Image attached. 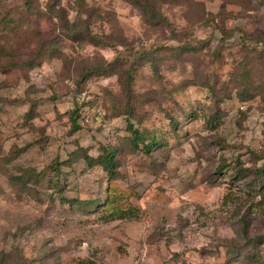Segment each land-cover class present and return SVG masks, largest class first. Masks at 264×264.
<instances>
[{"label": "rangeland", "instance_id": "rangeland-1", "mask_svg": "<svg viewBox=\"0 0 264 264\" xmlns=\"http://www.w3.org/2000/svg\"><path fill=\"white\" fill-rule=\"evenodd\" d=\"M152 1L170 27L130 0H0V264H264V0ZM120 53L130 90L85 79ZM108 145L117 179L84 158ZM113 199L137 216L104 219Z\"/></svg>", "mask_w": 264, "mask_h": 264}, {"label": "trees", "instance_id": "trees-1", "mask_svg": "<svg viewBox=\"0 0 264 264\" xmlns=\"http://www.w3.org/2000/svg\"><path fill=\"white\" fill-rule=\"evenodd\" d=\"M130 1L134 3V5L137 6L141 10V13L144 15L146 21L150 25H153L155 27H162V26L170 27L171 26L170 22L168 21V18L165 15H163L157 8L156 1L155 2H153L152 0H130ZM167 1H169L170 4L177 3V0H163L164 3H166ZM176 33L177 31L173 28L172 34L175 35ZM85 34L83 35L80 34L79 36L76 35L75 38L79 40ZM87 35L91 36V38L89 39L96 45H101L103 43V41L98 35L96 38H93V33L91 31L87 30ZM186 45H189L186 48L190 49L192 52L198 51V48L196 46L197 44L187 43ZM171 49L173 51L175 50L174 47L169 48L170 51ZM181 49L184 50L185 48H181ZM40 54L41 55L43 54L42 50H40ZM121 54L122 53H120V55H118L113 61L107 62L106 65H104V62H102V63L97 64L96 66L90 67V69L87 70L85 74V79L90 78L92 76H96V75L101 76V75H112L114 73H118L122 77V79L123 78L125 79V85L130 90L131 78L133 77V73H131L130 68L134 69L135 67H132V65H130L129 68H125L124 66L127 64V60H123V54L122 55ZM140 57L143 58V63L151 62L152 67L154 69L158 68V63L160 60L159 57L155 55L153 57L147 51L143 52L140 55ZM29 64L33 66L38 65L35 61L29 62ZM255 93H258V91ZM241 95L242 94H240V96ZM253 98L254 96H252L251 94H249L247 98L242 97L243 100H248V99L250 100ZM75 112L78 115L79 109H76L74 113ZM127 113L129 116H133V111L131 109H128ZM211 117L212 118H210L209 120L210 126H212V129H216L218 127L219 122L217 123L215 115ZM75 124H76V127L78 128V125L76 122ZM128 125H129L128 128L132 134L131 136L132 144L134 145L135 148H140L141 146H143L146 149V151L149 152L156 146V144L158 143L156 136H153L150 139V136L145 130L142 131L139 128H135L133 123L131 122H128ZM84 158L89 166H92L95 163L100 164L103 167V170L109 175L110 179L118 178L119 162L116 156V149L113 146L108 145V146L103 147L102 152L97 159H94L93 157L89 155H86ZM255 172L259 174L260 176H263L264 168H259ZM115 189L116 188L112 186V188H110L109 191H113ZM106 202L107 204H105L106 206L102 208V211L107 210L108 209L107 207L110 205L111 207L108 212V216L104 217V219L115 220V219L132 218L134 216H137V213L133 212V211H136V209L128 208V207L123 208L122 206L118 204L117 199L107 200Z\"/></svg>", "mask_w": 264, "mask_h": 264}, {"label": "built area", "instance_id": "built-area-1", "mask_svg": "<svg viewBox=\"0 0 264 264\" xmlns=\"http://www.w3.org/2000/svg\"><path fill=\"white\" fill-rule=\"evenodd\" d=\"M105 115H106V113H105L104 110H98V116H99V118H100V117H104ZM86 120H87V121L90 120V116H89V115L86 117Z\"/></svg>", "mask_w": 264, "mask_h": 264}]
</instances>
